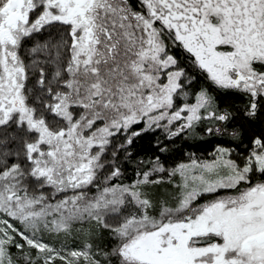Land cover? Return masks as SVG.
I'll list each match as a JSON object with an SVG mask.
<instances>
[{
  "label": "snow or ice",
  "instance_id": "1",
  "mask_svg": "<svg viewBox=\"0 0 264 264\" xmlns=\"http://www.w3.org/2000/svg\"><path fill=\"white\" fill-rule=\"evenodd\" d=\"M0 264H264V0H0Z\"/></svg>",
  "mask_w": 264,
  "mask_h": 264
}]
</instances>
